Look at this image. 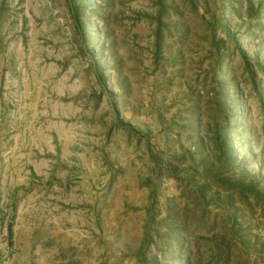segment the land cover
<instances>
[{
	"label": "rangeland",
	"instance_id": "obj_1",
	"mask_svg": "<svg viewBox=\"0 0 264 264\" xmlns=\"http://www.w3.org/2000/svg\"><path fill=\"white\" fill-rule=\"evenodd\" d=\"M0 264H264V0H0Z\"/></svg>",
	"mask_w": 264,
	"mask_h": 264
}]
</instances>
